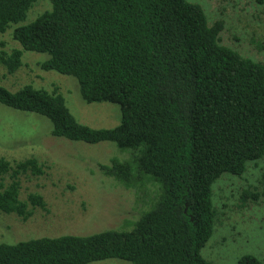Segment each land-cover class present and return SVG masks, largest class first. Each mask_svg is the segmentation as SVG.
I'll return each instance as SVG.
<instances>
[{
    "label": "trees",
    "instance_id": "obj_1",
    "mask_svg": "<svg viewBox=\"0 0 264 264\" xmlns=\"http://www.w3.org/2000/svg\"><path fill=\"white\" fill-rule=\"evenodd\" d=\"M37 0H0V34L20 48L0 49L8 73L23 51L48 54L44 70L76 78L82 99L120 107L114 128H91L70 113L63 95L30 84L0 85V103L50 120L51 134L71 141H112L128 154L100 172L142 195L159 192L130 229L108 228L0 243V264H214L200 249L217 224L212 185L223 173L242 175L264 158V63L223 45V21L209 24L186 0H49L51 8L21 23ZM37 158L0 156V213L26 220L45 209L24 195L22 176H38ZM262 188L252 202L264 200ZM235 264H264L253 255Z\"/></svg>",
    "mask_w": 264,
    "mask_h": 264
},
{
    "label": "rangeland",
    "instance_id": "obj_2",
    "mask_svg": "<svg viewBox=\"0 0 264 264\" xmlns=\"http://www.w3.org/2000/svg\"><path fill=\"white\" fill-rule=\"evenodd\" d=\"M198 4L209 24L223 21V45L242 56L264 63V0H186ZM51 8L49 0H37L21 22L29 23ZM0 34V49L17 47L8 30ZM46 53L23 51L21 66L12 73L0 64V85L16 91L30 84L56 89L64 97L70 113L91 128H114L121 119L120 107L111 102H85L76 78L54 70H44ZM46 117L10 108L0 103V156L9 161L37 158L44 163L38 176H22L21 190L39 193L45 209H35L26 219L0 213V243L62 234L85 235L108 228L130 229L139 213L147 209L150 197L159 192L156 182L151 195H142L100 172V165L115 157H128L112 141L86 143L51 134ZM242 175L223 173L212 185L213 201L219 213L217 224L201 256L214 264H235L250 254L264 260V200L252 202L262 188L264 158L246 162ZM87 264H133L121 259H105Z\"/></svg>",
    "mask_w": 264,
    "mask_h": 264
}]
</instances>
